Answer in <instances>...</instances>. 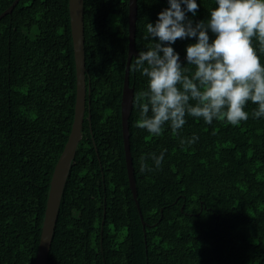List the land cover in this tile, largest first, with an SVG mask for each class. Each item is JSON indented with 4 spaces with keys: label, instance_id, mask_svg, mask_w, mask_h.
Segmentation results:
<instances>
[{
    "label": "trees",
    "instance_id": "obj_1",
    "mask_svg": "<svg viewBox=\"0 0 264 264\" xmlns=\"http://www.w3.org/2000/svg\"><path fill=\"white\" fill-rule=\"evenodd\" d=\"M14 1L0 0V15ZM196 2L188 18L207 20L215 0ZM167 7L168 0H138V52L151 43L146 23ZM84 14L86 116L47 264H264V117L252 116L257 106L249 103L248 120L236 126L186 116L178 133L166 123L153 136L136 126V95L147 78L130 69V147L143 226L121 118L129 0H84ZM194 42L172 45L182 64ZM76 90L69 0H20L0 20V264L36 262ZM161 152L157 168L152 156Z\"/></svg>",
    "mask_w": 264,
    "mask_h": 264
},
{
    "label": "clouds",
    "instance_id": "obj_2",
    "mask_svg": "<svg viewBox=\"0 0 264 264\" xmlns=\"http://www.w3.org/2000/svg\"><path fill=\"white\" fill-rule=\"evenodd\" d=\"M168 5L155 23H146L144 38L151 43L131 65L147 78V89L136 95V126L153 136H160L166 123L178 133L186 116L236 126L248 120L249 103L257 106L254 118L264 117V63L253 43L264 53V0H215L207 20L197 22L187 16L196 15V0H168ZM184 39L195 42L186 46L182 64L172 45ZM197 139L193 136L187 143ZM140 159L143 172L147 165ZM152 159L159 168L164 153Z\"/></svg>",
    "mask_w": 264,
    "mask_h": 264
},
{
    "label": "water",
    "instance_id": "obj_3",
    "mask_svg": "<svg viewBox=\"0 0 264 264\" xmlns=\"http://www.w3.org/2000/svg\"><path fill=\"white\" fill-rule=\"evenodd\" d=\"M19 2L20 0H15L13 4L0 15V20L12 14ZM69 14L77 78L75 115L71 133L57 162L51 179L42 226L41 240L35 264L48 263L65 186L77 154L78 146L82 140V132L87 109L88 87L86 81L87 69L85 50L84 0H69ZM137 16L138 0H129V47L122 93L121 118L129 185L141 216L143 226H145L146 223L144 222L138 200V191L136 186V177L130 147L129 133V117L133 110L135 95V87L130 85V69L133 58H136L139 53L136 48Z\"/></svg>",
    "mask_w": 264,
    "mask_h": 264
}]
</instances>
